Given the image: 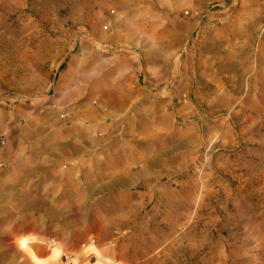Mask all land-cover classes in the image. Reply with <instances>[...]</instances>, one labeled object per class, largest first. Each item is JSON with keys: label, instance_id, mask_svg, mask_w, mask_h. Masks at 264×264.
<instances>
[{"label": "rangeland", "instance_id": "rangeland-1", "mask_svg": "<svg viewBox=\"0 0 264 264\" xmlns=\"http://www.w3.org/2000/svg\"><path fill=\"white\" fill-rule=\"evenodd\" d=\"M114 61L145 92L109 112L129 179L83 190L55 264H264V0H0V145L74 105L106 113L91 75L111 87ZM18 248L2 264H43Z\"/></svg>", "mask_w": 264, "mask_h": 264}, {"label": "crops", "instance_id": "crops-1", "mask_svg": "<svg viewBox=\"0 0 264 264\" xmlns=\"http://www.w3.org/2000/svg\"><path fill=\"white\" fill-rule=\"evenodd\" d=\"M114 63L111 87L106 90L102 87V67L91 75V80L97 79L95 93L106 102V113L82 111L74 105L62 115L49 113L40 122L30 120L37 126L27 130L21 143H14L10 136L0 145V264L2 260H18L20 242L25 245L27 261L60 262L69 234L82 227L83 190L87 198L112 194L116 180L129 179L122 172L116 176L112 169L115 161L122 162L119 159L124 154L115 156L111 151L115 127L108 124L114 125L116 117L109 112L119 116L129 107L139 110V103H132L145 92L134 87L130 68ZM74 80L59 98V105L66 106L78 93ZM144 139L138 135L125 149L144 150ZM19 228L24 232L19 233ZM39 239L47 240L42 245L48 247L40 246ZM8 251L14 256L3 259Z\"/></svg>", "mask_w": 264, "mask_h": 264}]
</instances>
